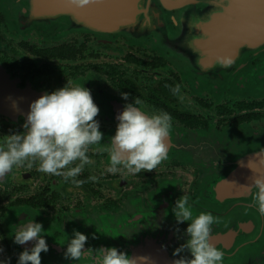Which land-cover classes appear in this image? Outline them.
<instances>
[{
  "label": "flooded vegetation",
  "instance_id": "obj_1",
  "mask_svg": "<svg viewBox=\"0 0 264 264\" xmlns=\"http://www.w3.org/2000/svg\"><path fill=\"white\" fill-rule=\"evenodd\" d=\"M184 1L148 12L143 30L102 34L72 29L65 0H0V143L23 131L31 102L67 84L91 90L104 137L89 146L93 163L76 177L84 183L40 173L36 164L0 179V259L16 264L32 246L15 245L12 236L34 220L49 245L41 261L52 256L58 264H76L64 259L74 230L116 215L153 188H169L175 205L181 196L190 202L203 180L209 187L226 184L229 147L246 132L264 131L261 21L242 20L233 0L228 8L224 0ZM222 58L231 66L222 68ZM176 84L180 92L173 94L167 86ZM136 97L146 115H170L167 157L151 172L111 173L107 149L116 117Z\"/></svg>",
  "mask_w": 264,
  "mask_h": 264
},
{
  "label": "clouds",
  "instance_id": "obj_2",
  "mask_svg": "<svg viewBox=\"0 0 264 264\" xmlns=\"http://www.w3.org/2000/svg\"><path fill=\"white\" fill-rule=\"evenodd\" d=\"M65 2L70 8L84 9L102 4L103 0ZM231 64L230 58L220 60L222 68ZM167 87L173 94L180 92L179 84ZM121 98L129 100V93L122 92ZM141 103L138 97L133 98V102L125 104L116 117L115 134L109 139L110 147L107 149L110 160L107 170L111 173L121 170L129 174L151 172L167 157L166 140L172 127L171 117L166 112L146 115L139 107ZM99 112L91 90L84 86L67 84L31 102L22 125L23 131L5 136L0 143V179L15 167L36 164L40 173L62 177L65 182L84 183L76 177L86 165L93 163L87 155L89 146L101 143L104 138L100 122L96 119ZM261 169H264V156L259 160V168L253 169L258 177L246 189H256L253 206L264 217V171ZM89 179L94 180L95 177ZM172 211L177 224L188 222L183 233L187 240L173 252L177 257L173 264H221L223 252L211 243L210 237L212 225L217 222L213 215L202 212L193 217L187 196L176 200ZM43 232V225L34 220L16 228L12 236L15 245L32 242L30 248L26 247L19 253L16 264H41V253L49 252ZM91 238L97 237L93 234ZM88 240L87 235L74 230L67 240L64 259L79 261L82 257H90L91 264H138V258H132L116 247L86 248ZM185 252L188 255H183ZM3 253V247H0V255ZM0 264H11V259H0Z\"/></svg>",
  "mask_w": 264,
  "mask_h": 264
},
{
  "label": "water",
  "instance_id": "obj_3",
  "mask_svg": "<svg viewBox=\"0 0 264 264\" xmlns=\"http://www.w3.org/2000/svg\"><path fill=\"white\" fill-rule=\"evenodd\" d=\"M231 1L221 3L228 8L233 4ZM233 1L235 11L240 12L242 20L261 21L258 28L264 36V0ZM188 2L103 0L102 4L84 9L69 7L65 13L69 14L67 17L74 30L81 28L95 33L122 34L131 27L134 31L143 30L148 12L153 13L160 7L176 9ZM203 3L208 2L205 0ZM229 150L226 156H229L231 165L229 174L224 178L226 184L209 187L206 186L207 180H203V185L195 189L189 204L193 217L208 212L216 219L210 237L211 243L223 252L221 264H264V217L253 206L256 189H246L259 175L253 169L259 168V160L264 156V131L256 134L246 132ZM238 181L241 185H233ZM174 206L169 188L147 190L146 194L126 203L116 215L97 216L90 219L89 225L81 226V233L89 237L85 247L93 250L116 247L130 257L138 258V264H173L177 258L173 252L187 240L183 233L188 226V222L177 224L172 211ZM93 234L96 239L91 238ZM41 264L58 262L50 256L44 258ZM81 264H91V258L82 257Z\"/></svg>",
  "mask_w": 264,
  "mask_h": 264
}]
</instances>
